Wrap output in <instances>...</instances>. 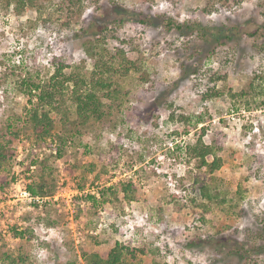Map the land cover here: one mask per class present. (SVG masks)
Listing matches in <instances>:
<instances>
[{"label":"rangeland","instance_id":"obj_1","mask_svg":"<svg viewBox=\"0 0 264 264\" xmlns=\"http://www.w3.org/2000/svg\"><path fill=\"white\" fill-rule=\"evenodd\" d=\"M64 1L45 3L42 17L0 8V132L20 118L0 172V264H88L83 254L105 256L116 242L135 264H264V97H230L264 75V35L243 36L264 25L261 1L82 0L67 11ZM167 18L184 29L167 30ZM95 40L107 52L121 49L139 70L116 78L105 118L58 156V142L36 141L24 128L26 98L15 93L19 71L11 70L42 78L58 57L89 75ZM211 90L220 95L207 96ZM202 126L203 142L220 148L213 174L185 154ZM42 178L53 194L28 201L22 192ZM122 184L132 186L128 197ZM203 185L219 194L216 203L200 197Z\"/></svg>","mask_w":264,"mask_h":264},{"label":"trees","instance_id":"obj_2","mask_svg":"<svg viewBox=\"0 0 264 264\" xmlns=\"http://www.w3.org/2000/svg\"><path fill=\"white\" fill-rule=\"evenodd\" d=\"M50 0H0V8L3 11L12 9L16 15H21L26 9H36L39 17H42L46 7L43 5ZM152 1V0H148ZM242 0H209V3L220 5H239ZM260 5L264 7V0H260ZM60 9L70 10L71 8H81L82 0H65ZM50 19V18H48ZM115 23V22H114ZM139 26H145V20L136 22ZM122 24V21L117 22ZM64 26V25H63ZM184 23H177L171 18H167L165 28L169 31L177 30L181 32L184 29ZM222 33V32H221ZM244 34V35H243ZM244 37H256L264 35V25L259 27L253 33L245 32ZM116 39V38H114ZM99 45L97 53L94 55L89 50L91 58L95 59L92 71L88 75L82 70V66L71 68L64 60L58 57H52L49 60V66L52 72L41 78L40 73L32 74L29 71L21 72L19 66H13L11 75L16 71V79L13 80L15 93L23 95L26 98V108L24 109V128L31 131L36 141L45 143L46 141H56L59 146L55 148L58 156L62 154V149L67 142L73 141L77 136H80L87 124L91 121L101 122L106 116V109H111V104H105L104 99L110 101L115 100V95L119 93V85L116 81L117 77H126L131 71H138L137 63L129 60L121 49H116L114 52H107L100 44L101 40H95ZM96 45V47H97ZM95 57V58H94ZM71 69V71L66 72ZM219 78V76H217ZM252 94L255 98L264 97V75L255 74L249 82L247 89H242L238 93H231L232 99L246 98ZM218 91L211 90L207 96H219ZM247 101V99H246ZM245 101V103H247ZM254 101V100H253ZM259 106L264 107V99L259 102ZM171 117V120H173ZM12 120L7 123L3 131L0 132V172L6 167L9 159V147L13 141L19 137L20 129L18 121ZM177 120L189 122L188 118L181 116ZM201 118L194 121V125H199ZM61 126V133L55 134L56 123ZM189 124V123H188ZM201 135L197 138L195 144L185 147L187 157L197 161V168L203 169L208 174H213L222 166V159L218 155L220 148L217 146L216 140L211 144H205L202 140L206 133L204 126L200 128ZM211 157V160L208 158ZM4 182V183H3ZM6 185L4 179L0 177V189ZM122 192L128 197V190L132 187L131 184H122ZM28 192L32 196L47 197L53 194L54 186L46 183L42 178L41 184L34 188L27 187ZM112 188H104L99 192L102 198L106 191H111ZM115 194V192H113ZM200 197L210 204L216 203L219 194L213 193L209 186L203 185L200 188ZM86 199L91 203H96V194H87ZM204 210L207 209L205 204H202ZM17 235H22L19 233ZM237 252H240L238 249ZM135 254L126 245L116 242L105 256H100L97 253L83 254V258L88 264H135L129 260V257H134ZM7 259H11L7 257ZM10 264H24L20 259L11 260ZM151 264H159L152 262Z\"/></svg>","mask_w":264,"mask_h":264},{"label":"built area","instance_id":"obj_3","mask_svg":"<svg viewBox=\"0 0 264 264\" xmlns=\"http://www.w3.org/2000/svg\"><path fill=\"white\" fill-rule=\"evenodd\" d=\"M22 195H23L24 198H26L28 201H31V202L33 201V202H36V203H40V202L43 201L39 197H35V196L30 195V193L28 191H26V190H24L22 192Z\"/></svg>","mask_w":264,"mask_h":264}]
</instances>
